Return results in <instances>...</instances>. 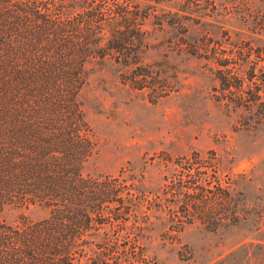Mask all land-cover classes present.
Returning <instances> with one entry per match:
<instances>
[{
	"label": "trees",
	"instance_id": "trees-1",
	"mask_svg": "<svg viewBox=\"0 0 264 264\" xmlns=\"http://www.w3.org/2000/svg\"><path fill=\"white\" fill-rule=\"evenodd\" d=\"M156 8L139 0H0V264H152L142 240L155 220L179 233L194 219L212 229L239 219L214 152L180 157L156 189L131 170L85 173L97 152L85 96L95 68L113 59L130 68L133 88L161 96L159 71L140 57L150 16L161 29L182 30L177 51L206 60L218 101L264 121V80L256 81L259 72L264 78V46L228 31L207 37L178 9ZM30 205L47 214L3 218Z\"/></svg>",
	"mask_w": 264,
	"mask_h": 264
},
{
	"label": "rangeland",
	"instance_id": "rangeland-1",
	"mask_svg": "<svg viewBox=\"0 0 264 264\" xmlns=\"http://www.w3.org/2000/svg\"><path fill=\"white\" fill-rule=\"evenodd\" d=\"M139 1L156 4V15L162 8L178 9L190 28L209 30L207 37L217 39L228 31L232 38L242 36L264 46V0ZM157 21L150 16L145 22L148 44L140 57L142 65L159 71L153 76L160 80L161 96L133 88L130 68L113 59L91 74L85 89L86 118L97 152L85 173L131 170L143 173L145 184L156 189L173 175L180 157L214 152L223 166L219 175L231 182L239 219L216 229L194 219L179 233L155 220L145 230L144 252L152 264H264V121L257 120V111L218 101L221 92L206 60L178 52L175 43L182 30L168 25L161 29ZM261 79L259 72L256 81ZM20 213L37 220L47 210L37 205L9 208L3 218L14 222Z\"/></svg>",
	"mask_w": 264,
	"mask_h": 264
}]
</instances>
